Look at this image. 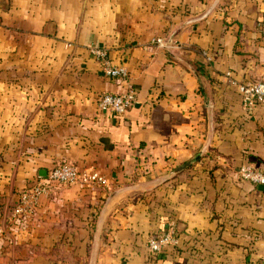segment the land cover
I'll return each instance as SVG.
<instances>
[{"label":"crops","instance_id":"1","mask_svg":"<svg viewBox=\"0 0 264 264\" xmlns=\"http://www.w3.org/2000/svg\"><path fill=\"white\" fill-rule=\"evenodd\" d=\"M28 1L0 6V264H87L97 220L94 264H264V187L236 172L264 168V103L245 107L224 74L264 78V0ZM96 48L126 76L103 75ZM127 87L123 114L98 109L99 93ZM60 161L107 187L59 184L14 217L18 193ZM168 228L181 247L200 232L193 250L150 257L145 236Z\"/></svg>","mask_w":264,"mask_h":264},{"label":"built area","instance_id":"2","mask_svg":"<svg viewBox=\"0 0 264 264\" xmlns=\"http://www.w3.org/2000/svg\"><path fill=\"white\" fill-rule=\"evenodd\" d=\"M149 41L162 49L169 48L173 50L179 47L178 43L167 41L162 36L151 37ZM92 52L100 63V70L103 75L114 78H124L126 76V67L123 64L112 63L103 49H92ZM203 54L206 59H209L205 52ZM224 74L227 80L236 86L241 95L242 104L245 107L249 108L255 102L264 103V78L239 81L232 77L230 71H225ZM134 101L135 91L130 87L118 92H101L95 99L98 109L114 115L123 114ZM236 172L241 179L248 180L254 184H264V168L255 167L251 163H244L237 168ZM59 184H80L93 187L100 185L107 187L108 181L95 168H80L68 161L53 163L43 176L37 177L34 183L18 193L17 202L12 210L14 217L20 214L25 216L30 214L38 196L49 194L50 189ZM176 242L177 237L174 236L171 228L146 238L147 248L154 253L158 252L164 244Z\"/></svg>","mask_w":264,"mask_h":264},{"label":"water","instance_id":"3","mask_svg":"<svg viewBox=\"0 0 264 264\" xmlns=\"http://www.w3.org/2000/svg\"><path fill=\"white\" fill-rule=\"evenodd\" d=\"M48 25L50 27L49 29L47 28ZM53 25L54 24L52 21L46 22L43 26V31L46 33H53V31H54ZM167 41H170V38H168ZM165 51L169 55H171L172 57H176V55L169 48H165ZM208 119H209V115H208ZM207 144H208V137H206L204 139V141L201 143L199 148L190 157H188L186 160H184L183 162H181L180 164L175 166L172 170H170L167 174H165L164 177H162V179H160L159 181H163V180L169 178L170 176H173L176 172L182 170L183 168H185L186 166H188L189 164L194 162L196 159H198V157L202 154V152L204 151ZM43 175H44V173L41 174L40 176H43ZM256 186L258 189H262L264 187V184L257 183ZM127 188H131V186H129ZM139 188H141V187H139ZM98 232H99V223L97 220L96 224H95V231H94V235H93L91 252H90V256H89V260H88L87 264H94V257H95V250H96V246H97Z\"/></svg>","mask_w":264,"mask_h":264},{"label":"trees","instance_id":"4","mask_svg":"<svg viewBox=\"0 0 264 264\" xmlns=\"http://www.w3.org/2000/svg\"><path fill=\"white\" fill-rule=\"evenodd\" d=\"M176 177H177V174L171 176L170 178H168V179L164 180L162 183H160L159 186L163 187L164 185H167V184L169 185V184L177 183ZM253 185H255V184L253 183ZM100 203L101 202L99 200L98 203L96 205H94L95 208H94V211L92 212V215H95L96 214V211L98 210ZM163 231H165V229L164 230L157 231V232H148L147 235L145 236V245H146V238H147V236L156 235V234H158L160 232H163ZM173 232H174V236L177 237V242L176 243H167V244H164L160 248V250L158 252H156V253H154L151 250H149L147 248V246H146L147 252L150 255V257L159 256L161 253L165 252L166 250H169L172 253H179L181 248H185L186 250H190L191 251L194 248L193 246H195V244L197 243L198 236L200 234V232H197V233L196 232H193V233H191L189 235H186L184 237V240H183V246L184 247H181L180 244H179V242H178V238H179V234H180L181 230L174 229Z\"/></svg>","mask_w":264,"mask_h":264},{"label":"rangeland","instance_id":"5","mask_svg":"<svg viewBox=\"0 0 264 264\" xmlns=\"http://www.w3.org/2000/svg\"><path fill=\"white\" fill-rule=\"evenodd\" d=\"M1 4H2V7L3 6L4 7L7 6L8 5V0H0V6H1ZM28 4H29V1L28 0H16V4H15L14 8L15 7L20 8L21 6L22 7H29Z\"/></svg>","mask_w":264,"mask_h":264}]
</instances>
